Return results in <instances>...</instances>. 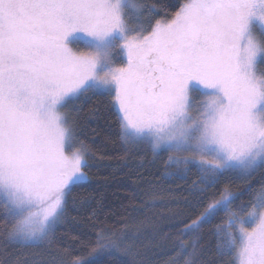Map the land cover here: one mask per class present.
<instances>
[{"label":"snow or ice","instance_id":"1","mask_svg":"<svg viewBox=\"0 0 264 264\" xmlns=\"http://www.w3.org/2000/svg\"><path fill=\"white\" fill-rule=\"evenodd\" d=\"M88 92L123 143L167 154L163 179L195 169L166 264H264V0H0V264L76 210L93 154L64 109ZM130 238L102 229L90 255Z\"/></svg>","mask_w":264,"mask_h":264},{"label":"trees","instance_id":"2","mask_svg":"<svg viewBox=\"0 0 264 264\" xmlns=\"http://www.w3.org/2000/svg\"><path fill=\"white\" fill-rule=\"evenodd\" d=\"M110 100V96L88 92L66 108L80 133L79 140L93 154L89 157L93 167L86 169L90 180L73 191L76 210H70L53 242L24 250L22 257L28 264H72L76 259L86 264H143L146 259L149 264H166L175 255L164 236L174 231L171 226L178 218L173 213L183 205L170 200L187 195L186 189L198 179L195 169L186 179H163L162 174L175 171L165 167L167 154L154 157L147 145L123 143ZM257 179L253 178L254 188L260 186ZM241 184L235 181L234 187ZM102 229L116 234L127 231L132 238L125 243L132 251L113 249L90 255ZM202 243L214 246L216 241L208 236ZM227 260L224 257L222 264Z\"/></svg>","mask_w":264,"mask_h":264},{"label":"rangeland","instance_id":"3","mask_svg":"<svg viewBox=\"0 0 264 264\" xmlns=\"http://www.w3.org/2000/svg\"><path fill=\"white\" fill-rule=\"evenodd\" d=\"M75 47V46H74ZM117 64H119V60H117ZM64 111L66 112V109H64Z\"/></svg>","mask_w":264,"mask_h":264}]
</instances>
